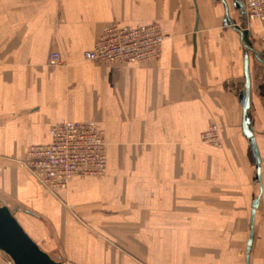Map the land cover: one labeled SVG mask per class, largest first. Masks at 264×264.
<instances>
[{"label":"crops","instance_id":"obj_1","mask_svg":"<svg viewBox=\"0 0 264 264\" xmlns=\"http://www.w3.org/2000/svg\"><path fill=\"white\" fill-rule=\"evenodd\" d=\"M113 20L162 24L160 60L83 58ZM263 33L236 0H0V205L63 264H247L260 196L249 260L264 264ZM247 53L261 181L242 132ZM88 118L108 171L54 197L20 159L52 125ZM213 122L220 147L201 141Z\"/></svg>","mask_w":264,"mask_h":264},{"label":"built area","instance_id":"obj_2","mask_svg":"<svg viewBox=\"0 0 264 264\" xmlns=\"http://www.w3.org/2000/svg\"><path fill=\"white\" fill-rule=\"evenodd\" d=\"M250 19L264 20V0H244ZM91 49L83 58L98 62L139 64L159 60L163 50L165 30L158 22L146 25H121L113 20L103 28ZM260 51L264 53V33L258 37ZM61 51L48 56L50 65L62 63ZM97 120H62L52 125L46 143H33L20 162L31 170L39 183L57 196L68 188L75 176L99 177L107 169V143L105 131ZM210 133V131H209ZM205 133L204 135H209Z\"/></svg>","mask_w":264,"mask_h":264},{"label":"water","instance_id":"obj_3","mask_svg":"<svg viewBox=\"0 0 264 264\" xmlns=\"http://www.w3.org/2000/svg\"><path fill=\"white\" fill-rule=\"evenodd\" d=\"M236 3L243 8V0H236ZM250 57L247 53L245 55V90H243L244 100L241 103L243 107V134H245L250 139V146L254 148L256 154V160H258V177L262 180L261 173V160L260 151L257 147L255 133H253V128L251 127L252 120L249 116V110L251 108V79H250ZM261 191L263 189L261 188ZM259 198L253 200V209L251 212V234L247 243V264H250L249 253L252 247V239L254 236V221H255V211L260 204ZM0 250L8 254L11 257V262L8 264H63L61 261H57L52 255L48 254L46 251L41 249V246L33 238L29 236L24 225H21L18 218L11 212L9 206L0 205ZM1 264V263H0Z\"/></svg>","mask_w":264,"mask_h":264},{"label":"rangeland","instance_id":"obj_4","mask_svg":"<svg viewBox=\"0 0 264 264\" xmlns=\"http://www.w3.org/2000/svg\"><path fill=\"white\" fill-rule=\"evenodd\" d=\"M152 22V21H151ZM160 24V23H159ZM146 25V24H145ZM160 26L162 27V24H160ZM163 28V27H162ZM164 30H165V28H164ZM165 36H166V30H165ZM164 45V44H163ZM56 50H58V51H61V50H59V49H56ZM56 50H52V51H56ZM51 51V52H52ZM163 51V50H162ZM62 53V52H61ZM262 54H264L263 52H261ZM161 55V54H160ZM160 58H161V56H160ZM160 58H159V60H160ZM48 59V58H47ZM61 60H62V63H63V53H62V56H61ZM159 60H157V61H159ZM48 64H49V62H48ZM50 65V64H49ZM53 66V65H52ZM262 86H264V84H262ZM244 90H245V87H244ZM259 93H260V95L262 96H264V88H262V90H259L258 91ZM242 98H241V103L243 102V100H244V96L242 95L241 96ZM240 103V104H241ZM264 103V102H263ZM242 105V104H241ZM100 123V122H99ZM98 123V124H99ZM100 125V124H99ZM101 126V125H100ZM103 128V127H102ZM104 129V128H103ZM209 131H210V133H209ZM220 126L218 125V124H216V123H211L210 125H209V127L208 128H206L203 132H201L200 133V136H201V141L204 143V144H208V145H214V146H216V147H220L221 145H223V139H222V135H220ZM207 134V133H209V135H204V136H208V137H203L202 135L203 134ZM107 143V142H106ZM107 149H108V144H107ZM107 149H106V153H107ZM107 163H108V153H107ZM107 163H106V165H107ZM107 171H108V167H107V169H106V171H105V173L104 174H106L107 173ZM104 174H102V175H104ZM101 175V176H102ZM39 183V182H38ZM71 183V182H70ZM41 184V183H40ZM42 185V184H41ZM69 186H70V184H69ZM44 188V187H43ZM69 188V187H68ZM68 188H63L62 190H64V189H68ZM45 189V188H44ZM62 190L60 191V192H62ZM48 193H51L49 190L47 191ZM60 192H58L57 193V196L56 195H53L52 193V196H54V197H57V198H61V196H59V194H60ZM9 262H11V257H9V255L8 254H6V253H4L2 250H0V263L1 264H8ZM66 264V263H65Z\"/></svg>","mask_w":264,"mask_h":264},{"label":"bare ground","instance_id":"obj_5","mask_svg":"<svg viewBox=\"0 0 264 264\" xmlns=\"http://www.w3.org/2000/svg\"><path fill=\"white\" fill-rule=\"evenodd\" d=\"M243 3H244V0H243ZM244 8H245V4H244ZM245 11V10H244Z\"/></svg>","mask_w":264,"mask_h":264}]
</instances>
